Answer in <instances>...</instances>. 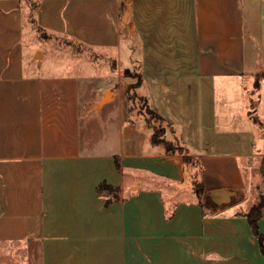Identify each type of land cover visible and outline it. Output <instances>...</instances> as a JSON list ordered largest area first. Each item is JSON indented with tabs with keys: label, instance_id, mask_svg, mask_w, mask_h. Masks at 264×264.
<instances>
[{
	"label": "crops",
	"instance_id": "0c3cea01",
	"mask_svg": "<svg viewBox=\"0 0 264 264\" xmlns=\"http://www.w3.org/2000/svg\"><path fill=\"white\" fill-rule=\"evenodd\" d=\"M53 36L117 50L119 152L83 143L76 76L45 70ZM263 83L264 0H0V264H264L248 210L228 209L250 169L264 181Z\"/></svg>",
	"mask_w": 264,
	"mask_h": 264
},
{
	"label": "rangeland",
	"instance_id": "374dc122",
	"mask_svg": "<svg viewBox=\"0 0 264 264\" xmlns=\"http://www.w3.org/2000/svg\"><path fill=\"white\" fill-rule=\"evenodd\" d=\"M37 35L39 36V39L37 37V41L42 42V44L37 43V45H40V47L46 51V49H48L46 47L48 46V42L44 41V38L47 39V33L37 29ZM51 39L54 51L52 55L48 53L45 70L51 74L71 73V75L76 76L81 117V137L83 143L98 142L107 146H102L104 148L119 152L123 144V139L120 140V130L119 127H117V120L114 119V112L117 111L119 105L118 98L115 101L107 102L101 109L96 108V102L100 96H105L108 91L118 90L116 80L113 79L114 75L110 74L112 67L115 66L114 61L117 60V50L112 48H102L103 50H101V54L96 50L81 45L68 38L53 36ZM124 49L125 48H123V51ZM127 57V53L123 52V64L119 67L120 69H125L126 67L129 68L128 70L123 71H125V75L130 82L127 86V90L129 91L128 96L131 105L143 112V114H146L148 122L154 126L155 132L159 133L163 139L167 130L162 121L151 113L146 104L145 98L138 94L137 86L140 80L138 69L137 67L134 68V66H132L133 62L130 56L128 59ZM134 57H139L138 51H134L132 58ZM261 93H263L262 101L259 97ZM110 96L111 93H109V97ZM249 103L252 104V109H255L254 112L256 117L264 116L262 109L264 108V86H262V88L253 86L250 93ZM124 134H127V132L125 131ZM144 134L145 131L141 128L138 130L136 136L143 140ZM125 136L126 138L124 141L126 142L129 135ZM170 145L173 150L180 149L176 145ZM181 152H183V150ZM249 173L250 176L247 175L248 179L245 180L244 185L239 189L240 196L244 200L243 204H231L228 209L244 207L248 210L253 203L259 200V198L264 197V181L263 178V182L261 181L260 173L258 174V171L255 169H250ZM196 187L199 192V189H201L200 184H197ZM210 205L218 209L220 207L213 204ZM213 208L208 210H213Z\"/></svg>",
	"mask_w": 264,
	"mask_h": 264
},
{
	"label": "trees",
	"instance_id": "16d2710c",
	"mask_svg": "<svg viewBox=\"0 0 264 264\" xmlns=\"http://www.w3.org/2000/svg\"><path fill=\"white\" fill-rule=\"evenodd\" d=\"M150 111L153 115L157 116V114L151 109ZM157 117L159 118V116ZM161 137L162 136L159 133L155 132L153 135V141L155 143H158L162 140ZM179 148L180 151L183 150V147ZM167 149L169 151L173 150L169 143L167 144ZM97 190L99 194L106 195L108 197V200L111 201L114 197L117 196L118 188L111 184H108L107 182H103L99 184ZM200 191H202V187L201 189H199V192ZM246 216L248 217L253 234L259 239L260 248L262 253L264 254V235L259 228V220L264 216V197L259 198V200L248 209V211L246 212Z\"/></svg>",
	"mask_w": 264,
	"mask_h": 264
},
{
	"label": "water",
	"instance_id": "95a60500",
	"mask_svg": "<svg viewBox=\"0 0 264 264\" xmlns=\"http://www.w3.org/2000/svg\"><path fill=\"white\" fill-rule=\"evenodd\" d=\"M109 93H111V91H108L107 94L98 102V105H97L98 108L101 107L107 101H109V99H110ZM220 192L228 193L227 190L215 189V190L212 191V196H215V194L220 193ZM215 199H217V198H215Z\"/></svg>",
	"mask_w": 264,
	"mask_h": 264
}]
</instances>
